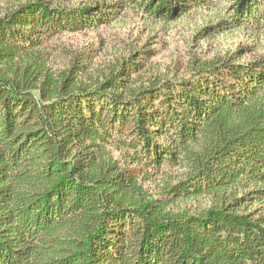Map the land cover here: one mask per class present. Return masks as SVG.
Wrapping results in <instances>:
<instances>
[{
    "label": "trees",
    "instance_id": "16d2710c",
    "mask_svg": "<svg viewBox=\"0 0 264 264\" xmlns=\"http://www.w3.org/2000/svg\"><path fill=\"white\" fill-rule=\"evenodd\" d=\"M213 0H26L0 14V264H264V51L140 81L132 54L87 80L45 40L126 9L172 20ZM223 30L264 39V0ZM181 167L166 196L144 169ZM209 198L190 208L180 201Z\"/></svg>",
    "mask_w": 264,
    "mask_h": 264
},
{
    "label": "rangeland",
    "instance_id": "374dc122",
    "mask_svg": "<svg viewBox=\"0 0 264 264\" xmlns=\"http://www.w3.org/2000/svg\"><path fill=\"white\" fill-rule=\"evenodd\" d=\"M26 0H0V14ZM81 0H55V4L75 5ZM91 1V0H83ZM212 4L194 7L176 19L148 16L135 9H126L112 23L76 32L64 31L45 40L44 51L55 69H67L73 61L89 64L87 80L102 77L114 62L132 54L144 63L140 81L152 75L182 78L200 63L214 59L254 58L264 51V39L250 30H223L229 0H213ZM149 176L142 181L151 193L166 196L168 183L183 176L184 168L166 169L160 174L144 169ZM209 198L183 201V206L201 208Z\"/></svg>",
    "mask_w": 264,
    "mask_h": 264
}]
</instances>
